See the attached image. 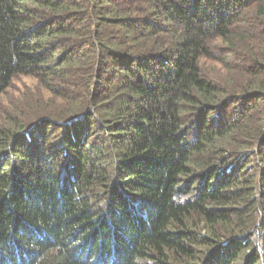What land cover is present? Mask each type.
Here are the masks:
<instances>
[{"label":"trees","instance_id":"16d2710c","mask_svg":"<svg viewBox=\"0 0 264 264\" xmlns=\"http://www.w3.org/2000/svg\"><path fill=\"white\" fill-rule=\"evenodd\" d=\"M21 78L0 264H264V0H0Z\"/></svg>","mask_w":264,"mask_h":264},{"label":"rangeland","instance_id":"374dc122","mask_svg":"<svg viewBox=\"0 0 264 264\" xmlns=\"http://www.w3.org/2000/svg\"><path fill=\"white\" fill-rule=\"evenodd\" d=\"M208 74L221 76V66L216 63L208 62L205 65ZM40 99L37 83L29 78L17 79L12 88L0 98V127L6 125L10 115H23L28 105Z\"/></svg>","mask_w":264,"mask_h":264}]
</instances>
